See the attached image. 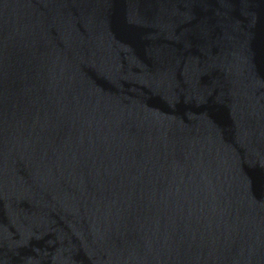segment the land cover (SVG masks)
<instances>
[{"label":"water","instance_id":"95a60500","mask_svg":"<svg viewBox=\"0 0 264 264\" xmlns=\"http://www.w3.org/2000/svg\"><path fill=\"white\" fill-rule=\"evenodd\" d=\"M0 264H264V0H0Z\"/></svg>","mask_w":264,"mask_h":264}]
</instances>
